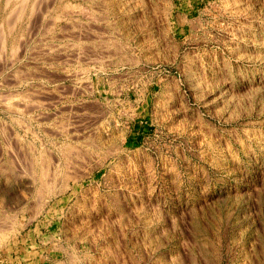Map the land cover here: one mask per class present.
Masks as SVG:
<instances>
[{"label":"rangeland","instance_id":"374dc122","mask_svg":"<svg viewBox=\"0 0 264 264\" xmlns=\"http://www.w3.org/2000/svg\"><path fill=\"white\" fill-rule=\"evenodd\" d=\"M35 1L0 0V264H264V0Z\"/></svg>","mask_w":264,"mask_h":264},{"label":"bare ground","instance_id":"6f19581e","mask_svg":"<svg viewBox=\"0 0 264 264\" xmlns=\"http://www.w3.org/2000/svg\"><path fill=\"white\" fill-rule=\"evenodd\" d=\"M21 1H22V0H21ZM36 1H37V0H36ZM36 1H35V2H36ZM7 2H10V1H6V6H7ZM11 2H12V1H11ZM16 2H17V1H16ZM25 2H26V1H25ZM41 2H42V1H41ZM33 3H34V2H33ZM22 4H23V3H22ZM25 4H26V3H25ZM39 8H40V7H39ZM39 8H38V9H39ZM22 9H24V8H22ZM15 10H16V9H15ZM34 10H35V9H34ZM13 13H14V12H13ZM16 13H17V12H16ZM31 13H32V12H31ZM19 14H20V13H19ZM14 16H15V15H14ZM20 16H21V15H20ZM21 17H22V16H21ZM9 18H10V17H9ZM15 18H16V17H15ZM20 19H21V18H20ZM31 21H32V20H31ZM10 22H11V21H10ZM15 22H16V21H15ZM12 23H13V21H12ZM32 23H33V22H32ZM9 25H11V23H10ZM28 25H29V24H28ZM13 26H14V25H13ZM10 27H11V26H10ZM1 28H2V26H1ZM1 28H0V29H1ZM13 28H14V27H13ZM13 28H12V29H13ZM28 28H29V27H28ZM13 30H14V29H13ZM26 30H27V29H26ZM2 32H3V30H2ZM1 36H2V35H1ZM3 37H4V36H3ZM1 38H2V37H1ZM22 38H23V37H22ZM3 39H4V38H3ZM1 41H2V40H1ZM3 43H5V42H3ZM3 43H1V44H3ZM3 45H4V44H3ZM4 46H5V45H4ZM0 47H1V46H0ZM3 48H5V47H3ZM11 50H12V49H11ZM17 51H18V50H17ZM11 53H12V52H11Z\"/></svg>","mask_w":264,"mask_h":264}]
</instances>
